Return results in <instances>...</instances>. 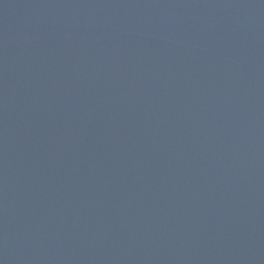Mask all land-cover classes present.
<instances>
[{"label": "water", "instance_id": "water-1", "mask_svg": "<svg viewBox=\"0 0 264 264\" xmlns=\"http://www.w3.org/2000/svg\"><path fill=\"white\" fill-rule=\"evenodd\" d=\"M0 264H264V0H0Z\"/></svg>", "mask_w": 264, "mask_h": 264}]
</instances>
